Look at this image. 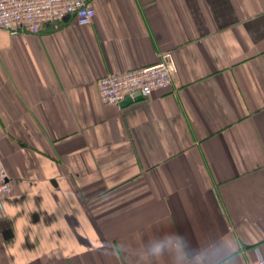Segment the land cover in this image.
Wrapping results in <instances>:
<instances>
[{"label": "crops", "instance_id": "obj_1", "mask_svg": "<svg viewBox=\"0 0 264 264\" xmlns=\"http://www.w3.org/2000/svg\"><path fill=\"white\" fill-rule=\"evenodd\" d=\"M37 33L0 27V264H180L264 248V0H91ZM173 82L105 102L102 75L157 63ZM102 246L98 249V245Z\"/></svg>", "mask_w": 264, "mask_h": 264}, {"label": "built area", "instance_id": "obj_2", "mask_svg": "<svg viewBox=\"0 0 264 264\" xmlns=\"http://www.w3.org/2000/svg\"><path fill=\"white\" fill-rule=\"evenodd\" d=\"M71 15L81 25L91 24L96 7L91 0H0V27L12 32L37 33L45 24L58 22ZM177 71L171 50L152 65L111 72L98 78L102 99L117 104L138 93L148 96L155 90L170 85ZM12 191L7 168L0 157V197ZM242 264H252L248 260Z\"/></svg>", "mask_w": 264, "mask_h": 264}, {"label": "clouds", "instance_id": "obj_3", "mask_svg": "<svg viewBox=\"0 0 264 264\" xmlns=\"http://www.w3.org/2000/svg\"><path fill=\"white\" fill-rule=\"evenodd\" d=\"M102 246L98 245V249ZM244 247V242L241 241L236 249L232 252L228 249L224 257V264H232V258L238 259V253ZM185 242L183 234L166 233L160 236H155L148 241V245L142 251L141 255L144 259H154L157 262L163 260L166 256L172 260V264H180L181 255L186 256L184 252ZM252 264H264V248H254L250 253ZM198 264H203L199 261Z\"/></svg>", "mask_w": 264, "mask_h": 264}, {"label": "water", "instance_id": "obj_4", "mask_svg": "<svg viewBox=\"0 0 264 264\" xmlns=\"http://www.w3.org/2000/svg\"><path fill=\"white\" fill-rule=\"evenodd\" d=\"M135 98H140V97H143V95L142 94H140V93H138L136 96H134ZM131 98H133V97H127V98H125V100H130Z\"/></svg>", "mask_w": 264, "mask_h": 264}]
</instances>
